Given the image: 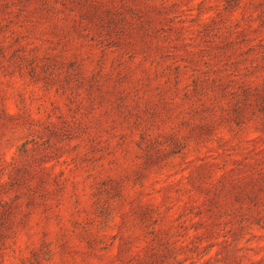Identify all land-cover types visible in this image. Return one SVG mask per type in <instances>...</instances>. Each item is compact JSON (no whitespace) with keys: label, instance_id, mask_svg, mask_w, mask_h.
<instances>
[{"label":"rangeland","instance_id":"1","mask_svg":"<svg viewBox=\"0 0 264 264\" xmlns=\"http://www.w3.org/2000/svg\"><path fill=\"white\" fill-rule=\"evenodd\" d=\"M0 264H264V0H0Z\"/></svg>","mask_w":264,"mask_h":264}]
</instances>
